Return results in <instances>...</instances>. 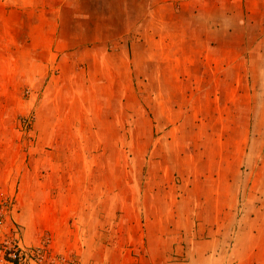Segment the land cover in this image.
Masks as SVG:
<instances>
[{
  "label": "crops",
  "instance_id": "0c3cea01",
  "mask_svg": "<svg viewBox=\"0 0 264 264\" xmlns=\"http://www.w3.org/2000/svg\"><path fill=\"white\" fill-rule=\"evenodd\" d=\"M263 83L264 0H0V203L81 264H264Z\"/></svg>",
  "mask_w": 264,
  "mask_h": 264
},
{
  "label": "built area",
  "instance_id": "2783aa9c",
  "mask_svg": "<svg viewBox=\"0 0 264 264\" xmlns=\"http://www.w3.org/2000/svg\"><path fill=\"white\" fill-rule=\"evenodd\" d=\"M34 118L23 120L24 130H30ZM15 199L7 198L0 203V263L2 264H81L69 254L58 253L53 248L52 236L44 234L36 246L23 242V226L11 219Z\"/></svg>",
  "mask_w": 264,
  "mask_h": 264
},
{
  "label": "rangeland",
  "instance_id": "374dc122",
  "mask_svg": "<svg viewBox=\"0 0 264 264\" xmlns=\"http://www.w3.org/2000/svg\"><path fill=\"white\" fill-rule=\"evenodd\" d=\"M261 88V89H260ZM259 90H261V91H264V83L263 84H258V92H259ZM25 94L27 95V91L25 92ZM260 106H262V102H260ZM29 118H34V116L33 115H30V116H28ZM28 117H26V118H28ZM260 117H263V116H260ZM25 119V118H24ZM23 119V120H24ZM23 120L21 119V124H23ZM33 123H34V120H33ZM22 129H23V131H24V128H23V125H22ZM260 133H262V131L260 132ZM132 151H133V149H131ZM128 155H131V152H130V154H129V152H128ZM134 163H131L129 160H128V164H127V169H128V171H134V169H135V167H136V169H138V168H140L141 166V164H134ZM131 178H134L133 177V175L131 176ZM133 181H135V179H132ZM131 179H129V181H132Z\"/></svg>",
  "mask_w": 264,
  "mask_h": 264
}]
</instances>
